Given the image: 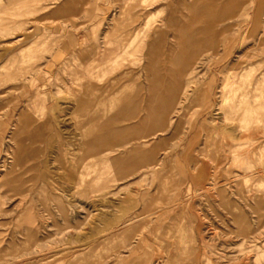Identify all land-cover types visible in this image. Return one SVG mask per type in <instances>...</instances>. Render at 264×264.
I'll use <instances>...</instances> for the list:
<instances>
[{
    "label": "rangeland",
    "instance_id": "1",
    "mask_svg": "<svg viewBox=\"0 0 264 264\" xmlns=\"http://www.w3.org/2000/svg\"><path fill=\"white\" fill-rule=\"evenodd\" d=\"M0 264H264V0H0Z\"/></svg>",
    "mask_w": 264,
    "mask_h": 264
},
{
    "label": "bare ground",
    "instance_id": "2",
    "mask_svg": "<svg viewBox=\"0 0 264 264\" xmlns=\"http://www.w3.org/2000/svg\"><path fill=\"white\" fill-rule=\"evenodd\" d=\"M174 35H175V33H174ZM160 38V37H159ZM163 45V41H162V39L160 38L159 40H157V38H154L150 43H149V49L152 51V50H154V48H155V45Z\"/></svg>",
    "mask_w": 264,
    "mask_h": 264
}]
</instances>
